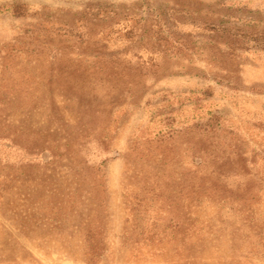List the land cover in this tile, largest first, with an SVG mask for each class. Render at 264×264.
Listing matches in <instances>:
<instances>
[{
  "label": "rangeland",
  "instance_id": "rangeland-1",
  "mask_svg": "<svg viewBox=\"0 0 264 264\" xmlns=\"http://www.w3.org/2000/svg\"><path fill=\"white\" fill-rule=\"evenodd\" d=\"M94 4L199 33L156 74L118 83L81 75L74 54L60 71L12 49L60 46L29 37ZM205 23L243 36L200 33ZM8 100L0 134L17 145L0 144V264H264V0H0ZM214 115L223 140L195 127ZM226 156L256 165L232 170ZM230 172L242 182H223Z\"/></svg>",
  "mask_w": 264,
  "mask_h": 264
},
{
  "label": "trees",
  "instance_id": "trees-1",
  "mask_svg": "<svg viewBox=\"0 0 264 264\" xmlns=\"http://www.w3.org/2000/svg\"><path fill=\"white\" fill-rule=\"evenodd\" d=\"M176 22L170 25L168 21H164L159 15L155 19L147 18L138 12L122 11L110 4L104 6L94 4L73 16L70 23L60 24L58 27L49 26L51 28L46 27L41 30L34 29L29 37L31 40L38 39L40 32L42 34L44 32L46 36L51 34L60 36L62 38L60 46L31 44L29 47H23L22 49L15 48L16 46L12 49L17 53L25 50L24 52H28L29 56L35 58L38 62H42L43 65L49 66L52 70L57 65L58 70H60L61 65L69 63V57L74 54L79 57L76 71L81 75L92 76L102 83L104 80L108 83L114 81L118 83L119 81L116 80L122 78L134 77V79H137L149 74H156L161 70V66L157 62L159 57L163 56V62H166L170 53H184L189 49V47H186L188 46L187 43H182L181 39L185 38L187 33L189 38L193 36L192 34L199 33L198 27L193 25L194 30L190 29V31L187 26L192 24L184 21L179 29V25L173 26ZM205 26H199V28H202L200 33L226 34L235 41H239V38L243 36V30L236 27L215 23H207ZM252 40L257 41V39ZM246 44L250 45V42ZM68 66L73 67V65L67 64L66 67ZM60 71H62V68ZM9 105H11V100L0 101V106L6 108ZM195 127L207 133H212L219 140H223L227 132L221 126L220 118L217 115L212 116L205 123H198ZM4 141L9 147L17 145V139L0 134V144ZM44 150L50 153V157L55 155L53 145H48ZM78 151L81 153L80 150ZM73 152L77 151L74 150ZM259 159V161L264 162V154ZM0 161H3V157H0ZM85 163L89 167L91 166L93 170H101L100 165L92 164L89 158L85 159ZM205 163H207V160L198 159L196 165L201 167ZM225 164L232 170L237 166L249 168L256 165L252 162L251 165L247 166L246 163H243V160L240 161L231 156L224 157L222 166L224 167ZM260 174V179L264 180V171ZM220 177H222L223 182H227L228 179L229 183L242 182V176L235 172L223 174Z\"/></svg>",
  "mask_w": 264,
  "mask_h": 264
}]
</instances>
